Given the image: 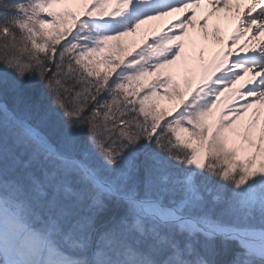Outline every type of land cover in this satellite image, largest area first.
Segmentation results:
<instances>
[{
  "label": "snow or ice",
  "instance_id": "6c2138e0",
  "mask_svg": "<svg viewBox=\"0 0 264 264\" xmlns=\"http://www.w3.org/2000/svg\"><path fill=\"white\" fill-rule=\"evenodd\" d=\"M221 10L228 51L181 92L161 70ZM261 34L264 0H0V264H264V121L235 127L264 103Z\"/></svg>",
  "mask_w": 264,
  "mask_h": 264
},
{
  "label": "bare ground",
  "instance_id": "6f19581e",
  "mask_svg": "<svg viewBox=\"0 0 264 264\" xmlns=\"http://www.w3.org/2000/svg\"><path fill=\"white\" fill-rule=\"evenodd\" d=\"M178 14H179V13H173V14L167 16L166 18H167V20L172 21L173 19H175V18L178 16ZM192 28H193V27H192ZM187 33H190V30H187ZM201 37H202L204 40H209V39L212 37V31H211L210 27H207V39L204 38V33H203V32L201 33V36H199L200 40H201ZM238 84H239V83H237L236 85H233L232 88H236V87L238 86ZM167 101H169V100H167V99H163V98H162V103H163L162 106L167 105V104H169V105L171 104V105H172V102H173L172 100L169 101V102H167ZM240 104H242V103H240ZM261 104H263V103H261ZM257 109H258V107H256V109H255V108L252 106V107L249 108L248 111H247L246 113H244V115L240 118V120L244 121L246 124H247L249 121H251L252 119H256V120H257V124L255 125V129H254L255 131H256V130L259 131V127H260V123H261V118H260V117H262V115H261L260 113H259V116H258V117H254V116H253V113L256 112Z\"/></svg>",
  "mask_w": 264,
  "mask_h": 264
},
{
  "label": "rangeland",
  "instance_id": "374dc122",
  "mask_svg": "<svg viewBox=\"0 0 264 264\" xmlns=\"http://www.w3.org/2000/svg\"><path fill=\"white\" fill-rule=\"evenodd\" d=\"M127 45L130 47V46H131V45H130V42H128ZM170 72H171V74H173V75H175V76H177L176 74H178L177 71H176V73H174V72H172V71H170ZM176 78H177V77H176ZM177 79H178V78H177ZM172 106H173V105H170V106H169L170 108H168V106H164L166 109H165V108H163V109H165V110H170V109H172ZM240 125H241V124H240ZM255 135H258V134L255 133Z\"/></svg>",
  "mask_w": 264,
  "mask_h": 264
}]
</instances>
